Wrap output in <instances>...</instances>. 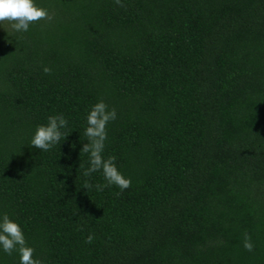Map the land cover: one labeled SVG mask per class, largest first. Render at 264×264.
<instances>
[{
  "label": "trees",
  "instance_id": "obj_1",
  "mask_svg": "<svg viewBox=\"0 0 264 264\" xmlns=\"http://www.w3.org/2000/svg\"><path fill=\"white\" fill-rule=\"evenodd\" d=\"M35 3L50 21L0 26V216L34 258L264 264V0ZM100 100L117 111L103 157L131 179L125 191L83 175ZM55 115L68 121L59 144L31 146ZM0 264L18 252L0 249Z\"/></svg>",
  "mask_w": 264,
  "mask_h": 264
},
{
  "label": "clouds",
  "instance_id": "obj_2",
  "mask_svg": "<svg viewBox=\"0 0 264 264\" xmlns=\"http://www.w3.org/2000/svg\"><path fill=\"white\" fill-rule=\"evenodd\" d=\"M115 3L120 7L125 6L122 0H115ZM51 19L49 11L37 6L35 0H0V26L3 28L8 24L15 32H28L30 25ZM43 71L45 74L51 73L48 67ZM116 119V109H109L103 100L93 105L86 117L87 127L84 135L87 137V143H83L81 153L88 154L90 167L83 172V175L90 177L92 173L102 171L106 183L96 184L97 191H103L112 185L125 191L132 184L131 179L125 178L118 170L116 157L111 156L107 159L103 157L105 142L108 139L107 126ZM67 125L68 121L63 115L49 116L46 125L37 126L30 142L31 146L44 152L50 151L64 137L61 129L66 128ZM84 187L91 189L93 185L86 181ZM94 239V235L90 234L86 243L91 244ZM243 246L249 252L254 250L248 233H244ZM0 249L7 255L18 252L20 264H43L41 260L34 258L35 250L28 246L20 224L13 221L6 213L0 216Z\"/></svg>",
  "mask_w": 264,
  "mask_h": 264
}]
</instances>
